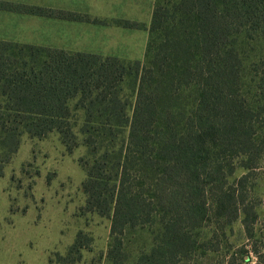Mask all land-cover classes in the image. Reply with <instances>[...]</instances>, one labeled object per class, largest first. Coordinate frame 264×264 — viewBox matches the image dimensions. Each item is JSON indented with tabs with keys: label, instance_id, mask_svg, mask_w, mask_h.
Instances as JSON below:
<instances>
[{
	"label": "trees",
	"instance_id": "trees-1",
	"mask_svg": "<svg viewBox=\"0 0 264 264\" xmlns=\"http://www.w3.org/2000/svg\"><path fill=\"white\" fill-rule=\"evenodd\" d=\"M0 9L85 21L34 5ZM132 74L130 114L122 82ZM23 132H56L70 152L83 135L93 154L87 208L111 219L115 244L126 230H161L136 264H179L197 248L194 230L220 226L226 236L238 219L247 253L264 264V227L247 193L264 151V0L157 3L144 62L0 39V143L12 154ZM239 165L246 172L233 180ZM244 248L228 264H244Z\"/></svg>",
	"mask_w": 264,
	"mask_h": 264
},
{
	"label": "rangeland",
	"instance_id": "rangeland-1",
	"mask_svg": "<svg viewBox=\"0 0 264 264\" xmlns=\"http://www.w3.org/2000/svg\"><path fill=\"white\" fill-rule=\"evenodd\" d=\"M0 2L75 12L85 19L61 23L41 22L36 17L20 23L0 13V38L3 40L48 43L71 50L103 53L132 63L145 60L157 3L172 0ZM1 18L8 25L4 31H1ZM22 28L32 30L23 29L16 38L10 37L14 30ZM134 77L132 74L122 82V96L129 102L130 114L136 100ZM76 114L82 115L80 111ZM78 136L80 144L71 152L56 132L42 138L23 132L19 147L12 154L8 146L0 143V264H136L142 253L160 242L159 227L145 226L126 230L119 236L121 246H117L111 235V219L87 208L82 185L86 179L85 166L87 162L92 163L93 154L82 142L83 135ZM245 172L239 165L232 179ZM251 174L247 193L258 205L256 226L259 228L264 227V151L261 163ZM193 234L198 240L197 248L179 264H228L229 254L243 245L245 248L238 256L250 257L243 260L244 264L256 261L252 252L247 253L250 240L241 219L225 228L227 237L220 226L196 229ZM226 238L231 244L230 251H226ZM76 241L80 242V249L73 248ZM209 247L214 251H209Z\"/></svg>",
	"mask_w": 264,
	"mask_h": 264
},
{
	"label": "crops",
	"instance_id": "crops-1",
	"mask_svg": "<svg viewBox=\"0 0 264 264\" xmlns=\"http://www.w3.org/2000/svg\"><path fill=\"white\" fill-rule=\"evenodd\" d=\"M25 5V4H24ZM41 7V6H40ZM47 8V7H46ZM4 15H8L10 16L9 19H12V20H15L17 19L18 21H21L20 23H27V21H33L34 18H38L39 21L43 22V21H47V22H52V21H58V22H61V23H64V22H67L66 19L64 20H61L62 18H59V19H56L57 17H50V16H40V15H34V14H27V13H23V12H18V11H10V10H3V12H0ZM31 18V19H30ZM2 19V18H1ZM71 21V20H69ZM76 22V21H75ZM2 24H3V27L1 29V31H4L6 30V28H8V25L7 23L2 19ZM25 29V31L27 30H32V29H26V28H22V29H17V30H14L13 31V34L12 38H16L18 36V34L23 30ZM23 36V35H22ZM2 39V38H0ZM3 40V39H2ZM6 40V39H4ZM10 41H13V40H10ZM15 42H19V43H27V42H21L20 41H15ZM28 44H33V43H28ZM36 45H42V46H47V47H54V48H62V49H66V50H69V51H84V50H71V49H67V48H64V47H58V46H54V45H51V44H48V43H41V44H36ZM85 52H92V51H85ZM93 53H98V52H93ZM100 54V53H99ZM103 54V53H101Z\"/></svg>",
	"mask_w": 264,
	"mask_h": 264
}]
</instances>
